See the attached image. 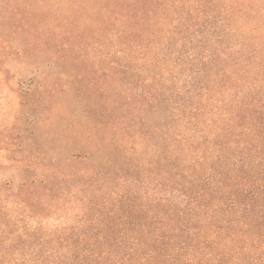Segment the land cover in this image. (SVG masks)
Segmentation results:
<instances>
[{"label":"trees","instance_id":"16d2710c","mask_svg":"<svg viewBox=\"0 0 264 264\" xmlns=\"http://www.w3.org/2000/svg\"><path fill=\"white\" fill-rule=\"evenodd\" d=\"M34 2L54 48L123 63L80 70L63 248L30 259L264 264V0Z\"/></svg>","mask_w":264,"mask_h":264},{"label":"rangeland","instance_id":"374dc122","mask_svg":"<svg viewBox=\"0 0 264 264\" xmlns=\"http://www.w3.org/2000/svg\"><path fill=\"white\" fill-rule=\"evenodd\" d=\"M34 1L0 0V264H35L32 254L63 248L66 100L85 84L80 70L99 80V67L123 63L54 48Z\"/></svg>","mask_w":264,"mask_h":264}]
</instances>
